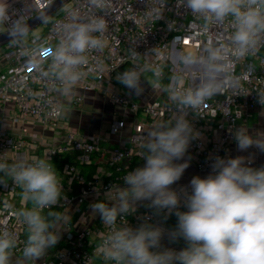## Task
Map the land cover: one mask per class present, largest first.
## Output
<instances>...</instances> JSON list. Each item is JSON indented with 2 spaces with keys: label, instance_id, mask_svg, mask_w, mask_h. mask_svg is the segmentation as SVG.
I'll return each instance as SVG.
<instances>
[{
  "label": "clouds",
  "instance_id": "1",
  "mask_svg": "<svg viewBox=\"0 0 264 264\" xmlns=\"http://www.w3.org/2000/svg\"><path fill=\"white\" fill-rule=\"evenodd\" d=\"M53 2L44 0L41 9L32 0L25 9L16 10L8 0H0V34L8 35L6 46L34 70L32 79L44 82L47 92L73 96L86 77L103 71L99 63L90 66V54L108 47L105 14L114 15L116 9L113 0H86L85 10L73 0L71 6L64 3L55 15H49L46 9ZM166 2L151 0L150 4L148 0L145 18L159 20ZM177 2L199 22L190 39L205 37L206 42L199 49L173 48L167 56L159 47L146 55L135 47L127 49L131 67L116 79L139 96L144 91L143 78L156 93L167 96L170 115L138 138L143 164L123 175L124 187L115 186L114 192L107 193L112 205L103 201L91 205L107 231L87 264L97 258L103 264H264V166L251 167L250 158L244 156H216L207 177L194 176L179 192L171 187L189 167L191 157L183 163L175 161L182 160L190 142L201 137L187 119L189 112L203 116L206 102L218 94L239 95L247 73L236 75L235 66L257 56L264 47V0ZM32 15L39 18L40 27H29ZM214 27L230 30L227 43L220 34H210ZM43 28L55 36L54 42L43 34ZM130 40L135 43L136 39ZM163 59L172 64L168 83H164ZM252 68L247 66L248 73ZM255 91L258 103L264 106V89ZM29 94L43 98L46 92ZM234 139L242 152L255 147L264 153V134L253 136L242 127L235 131ZM7 153L0 154V184L7 186L11 181L10 192L20 190L21 206L8 203L6 209L24 229L25 238L21 241L15 231L0 228V264H13V256L15 264H36L58 243L60 229L71 222L67 212L54 210L66 198L63 181L49 153L17 156L11 161ZM142 201L149 202L146 206L154 215L166 218L174 213L175 228L165 230L149 223L148 217L136 228L128 225L126 217ZM181 203L187 211L179 210ZM165 234L170 242L183 239L186 246L179 251L163 248Z\"/></svg>",
  "mask_w": 264,
  "mask_h": 264
},
{
  "label": "built area",
  "instance_id": "2",
  "mask_svg": "<svg viewBox=\"0 0 264 264\" xmlns=\"http://www.w3.org/2000/svg\"><path fill=\"white\" fill-rule=\"evenodd\" d=\"M8 2L13 9L23 10L32 0H8ZM68 3L71 6L73 0H69ZM113 3L116 9L114 15H118L120 19L115 21L114 15L105 14V19L109 22L108 47L103 52L90 54V66L99 63L103 71L90 74L77 88L83 92L100 91L106 94L113 104L128 109L132 114L142 113L149 120L167 119L170 115L166 107L167 96L164 100L140 103L131 94L116 89L119 83L116 76L131 67L130 62H127V49L131 47H135L141 55L150 54L151 49L159 47L165 56L173 48H201L206 42L205 37L190 39L199 22L182 6H178L177 0H167L162 16L157 21L146 19L144 16L148 8V0H113ZM149 3L151 4V0ZM77 6L85 10L86 0H78ZM37 7L44 8V0H37ZM33 17L34 15L30 19ZM42 31L45 36H49L50 42H54L55 36L49 33L48 28H43ZM229 31L227 28L214 27L210 34L213 37L220 34L227 43ZM130 38L136 39L135 43ZM6 45L0 47V154L8 152L11 161L17 156H42L47 152L52 163L60 155L74 154L76 164L66 163L62 169V190L67 192L64 194L66 198L61 199L55 206L63 209L64 212L74 204L77 206L86 204L100 193L107 194L111 190L114 192L115 186L124 187L123 175L128 170H134L143 164L139 155L142 149L138 141V138L145 134L143 124H136L130 134V149L104 150L101 146V136L79 135L64 123V106L58 97V92H47L44 82L32 79L34 70H29L24 61L14 54L15 50L9 49ZM150 59L154 60L155 57ZM170 61L163 59L161 62L167 66ZM248 65L253 66L250 73L247 70ZM235 73L238 76L247 73V78L241 80L239 95H232L229 98L227 94H218L206 102L203 116L191 111L188 114L187 119L194 129L201 133V137L192 140L188 148L193 165L201 175L208 176L211 173V164L216 156H228L238 121L248 110L261 106L255 90L264 89V47L257 56H250L237 64ZM41 91L46 92L43 98L29 94V92L35 94ZM83 99L82 95H75L71 103L78 107ZM125 126V118L121 116L112 123L110 130L116 134ZM54 139L58 141L55 143ZM95 154L106 156L105 163L112 168L113 173L106 174L104 170L103 176L97 172L92 179L86 178L81 173L78 166L90 165ZM134 157L138 159V165L130 168ZM259 167L262 165L256 168ZM189 184L173 189L179 192ZM12 188L11 181L7 186L0 184V228L15 231L23 241L24 229L6 209L8 203L16 207H20L22 203L20 190L17 189L12 193L10 192ZM179 210L187 211L183 203ZM88 213L73 212L75 223L70 222L60 229V239L54 246L55 251L51 253L49 249L45 257L38 259L36 264H87L100 237L107 231L101 218L97 223H88ZM171 215L176 216L174 213ZM143 217H148L149 223L169 230L165 224L164 214L157 216L154 212L143 211L138 206L137 211L127 216L126 220L128 225L136 228L144 222ZM161 245L163 248L179 251L186 246V242L183 239L170 242L165 234ZM93 264H103V261L97 258Z\"/></svg>",
  "mask_w": 264,
  "mask_h": 264
},
{
  "label": "crops",
  "instance_id": "3",
  "mask_svg": "<svg viewBox=\"0 0 264 264\" xmlns=\"http://www.w3.org/2000/svg\"><path fill=\"white\" fill-rule=\"evenodd\" d=\"M144 91L141 95L137 96L130 93L120 82L117 84L116 89L120 92H126L131 94L137 101L140 103H146L153 100H161L163 94L156 93L152 88L142 83ZM75 95H82L83 102L80 106L75 107L72 105L71 100ZM73 96L61 95L58 93V97L62 100L64 110H63V121L68 126H70L74 131L79 135H99L102 137L101 146L104 150L116 149V148H127L130 149L131 145L129 142V136L132 133L136 124L142 123L144 126L145 133L148 129L156 122L149 120L143 115L132 114L128 109L117 106L113 104L107 97L106 94H103L100 91H90L83 92L80 88L77 89L76 94ZM66 109V110H65ZM121 116L125 118V127L120 130V132L113 134L110 130L112 123L120 119ZM246 128L250 135L264 134V106L257 107L252 110H248L242 119L238 121L237 129ZM58 139H54L53 142H57ZM97 162H99L98 172L103 176L105 165H106V156L104 154L98 155ZM244 156L250 158L251 164L249 166L256 168L259 165L264 166V153L260 152L255 147H250L247 151H240L237 148L236 141L232 142L227 157H238ZM191 157L190 153L187 151L185 157L182 160L175 161V163H183L186 160H189ZM194 176H200L205 178L207 176L201 175L198 173L196 168L193 165L192 159L189 161V167L184 171L180 180L174 183L171 187H177L186 183H190L191 179ZM107 194H98L89 202L82 206L72 205L65 212L71 217L73 212H89L87 216L88 223H97L100 219L99 214H94L91 208V205L97 202H106L109 206L112 205V201L106 199ZM148 201H142L138 203V207L143 211L154 212L153 209L148 208L146 205Z\"/></svg>",
  "mask_w": 264,
  "mask_h": 264
},
{
  "label": "trees",
  "instance_id": "4",
  "mask_svg": "<svg viewBox=\"0 0 264 264\" xmlns=\"http://www.w3.org/2000/svg\"><path fill=\"white\" fill-rule=\"evenodd\" d=\"M59 11V10H58ZM171 76V74L168 72L167 76H166V83L169 82L168 78ZM98 154H95L92 156V163L90 165H80L79 170L81 171V173L88 179H92L93 176L98 172V167H99V162H97L98 159ZM66 163H71V164H76L75 162V155L74 154H65V155H60L58 157H56L53 161V165L56 168V170L58 171V174L60 175V177L62 176V169L64 167V165ZM138 165V159L136 157L133 158L130 168L136 167ZM105 173L107 174L108 172L113 173L112 168H110L108 165H105ZM64 194H66L67 192H63ZM31 206V205H29ZM54 210L57 211H63V209L61 208H54ZM165 220V224L167 226V228L173 229L175 228L176 224H177V217L176 216H167L166 218H164Z\"/></svg>",
  "mask_w": 264,
  "mask_h": 264
},
{
  "label": "water",
  "instance_id": "5",
  "mask_svg": "<svg viewBox=\"0 0 264 264\" xmlns=\"http://www.w3.org/2000/svg\"><path fill=\"white\" fill-rule=\"evenodd\" d=\"M68 2L69 0H55L53 4L48 6V8L46 9L47 14L54 15L63 6L64 3H68ZM40 24L41 21L36 16H34L32 19L28 21V25L31 29L37 28L38 26H40ZM8 42H9L8 35L6 33L0 34V47L8 44Z\"/></svg>",
  "mask_w": 264,
  "mask_h": 264
},
{
  "label": "rangeland",
  "instance_id": "6",
  "mask_svg": "<svg viewBox=\"0 0 264 264\" xmlns=\"http://www.w3.org/2000/svg\"><path fill=\"white\" fill-rule=\"evenodd\" d=\"M38 27H40V26H38ZM256 63H258V62H256ZM171 67H172V64H171V61H170L169 64H168V65L165 67V69H164V71H165V80H164V83H166V76H167V73L169 72V73L172 75ZM142 83H144V85L148 86V88H151V86H150V85L147 83V81L144 80L143 78H142ZM162 97H163V98H162L161 100H164L165 97H166V95L163 94ZM65 110H66V109H65ZM71 223L74 224L75 221L72 220ZM49 251H50L51 253H53V252L55 251V248H54V247H53V248H50ZM15 260H16V257H15V256L12 257L13 264H15Z\"/></svg>",
  "mask_w": 264,
  "mask_h": 264
}]
</instances>
